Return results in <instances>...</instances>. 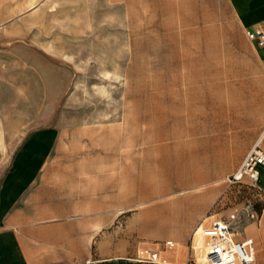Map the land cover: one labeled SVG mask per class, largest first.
<instances>
[{"label":"rangeland","instance_id":"1","mask_svg":"<svg viewBox=\"0 0 264 264\" xmlns=\"http://www.w3.org/2000/svg\"><path fill=\"white\" fill-rule=\"evenodd\" d=\"M44 130L56 179L117 203L95 264H185L205 216L261 226L264 193L227 182L264 147V64L227 0H0V185Z\"/></svg>","mask_w":264,"mask_h":264},{"label":"crops","instance_id":"2","mask_svg":"<svg viewBox=\"0 0 264 264\" xmlns=\"http://www.w3.org/2000/svg\"><path fill=\"white\" fill-rule=\"evenodd\" d=\"M227 2L245 35L249 28L264 20V0ZM248 40L264 64V47ZM52 137L51 130L38 131L30 137L2 180L0 264H62L71 258L76 261L82 259L85 263L93 247L99 243L104 216H109L117 209V203H104L99 198L101 178H95L94 182L79 179L80 190L77 193L75 189L72 190L77 184L67 169L62 172V181L56 179L61 169L49 166L55 147ZM261 138L264 142V132ZM245 151V146L238 149L233 159L238 160ZM249 151L250 148L241 164ZM259 172L257 188L264 193V164L259 166ZM88 183H93L94 189L87 187ZM56 192L58 196H55ZM240 235L242 239L253 240L255 264H264V209L261 226L249 223ZM113 250L107 256L111 257ZM175 256L179 258L180 251ZM110 257L104 260H111Z\"/></svg>","mask_w":264,"mask_h":264},{"label":"built area","instance_id":"3","mask_svg":"<svg viewBox=\"0 0 264 264\" xmlns=\"http://www.w3.org/2000/svg\"><path fill=\"white\" fill-rule=\"evenodd\" d=\"M247 37L264 47V20L246 31ZM264 164V149L256 144L249 151L241 166L227 178L230 184H247L257 188L260 177L259 166ZM168 250L175 251L174 245ZM191 248L193 253L202 251L203 258L195 257L185 264H255L256 251L252 239H238L237 231L226 219L214 215L205 216L192 233ZM138 260L151 264H173L162 259L161 251L143 248L138 253ZM84 264H95L87 259ZM184 264V263H183Z\"/></svg>","mask_w":264,"mask_h":264},{"label":"bare ground","instance_id":"4","mask_svg":"<svg viewBox=\"0 0 264 264\" xmlns=\"http://www.w3.org/2000/svg\"><path fill=\"white\" fill-rule=\"evenodd\" d=\"M195 253H196V256L198 257V259H202L203 258V253H202V251H200V250H196L195 251ZM174 259H169L168 261H166V262H169V263H173V264H179L178 262H177V258H176V256L175 257H173Z\"/></svg>","mask_w":264,"mask_h":264}]
</instances>
